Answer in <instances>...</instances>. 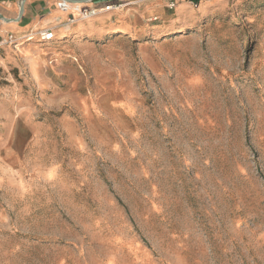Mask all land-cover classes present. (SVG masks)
Listing matches in <instances>:
<instances>
[{
  "label": "rangeland",
  "instance_id": "1",
  "mask_svg": "<svg viewBox=\"0 0 264 264\" xmlns=\"http://www.w3.org/2000/svg\"><path fill=\"white\" fill-rule=\"evenodd\" d=\"M193 9L0 48V264H264V0Z\"/></svg>",
  "mask_w": 264,
  "mask_h": 264
},
{
  "label": "crops",
  "instance_id": "2",
  "mask_svg": "<svg viewBox=\"0 0 264 264\" xmlns=\"http://www.w3.org/2000/svg\"><path fill=\"white\" fill-rule=\"evenodd\" d=\"M59 0H26L24 11L20 16L22 0H0V13L9 20L0 18V36L13 33L17 38L21 34L35 33L41 29H52L59 41H67L77 37H94L106 39L114 31L130 34H151L154 39L165 37L180 21L195 10L204 12L215 6L218 0H135L124 9H113L89 20L69 23V13L58 8ZM112 0H96L86 3L107 2ZM176 2L174 8L169 5ZM197 2V3H196ZM197 4V5H196ZM166 18L164 25H150L148 21ZM184 27V26H183ZM58 41V42H59ZM55 46V45H53Z\"/></svg>",
  "mask_w": 264,
  "mask_h": 264
},
{
  "label": "built area",
  "instance_id": "3",
  "mask_svg": "<svg viewBox=\"0 0 264 264\" xmlns=\"http://www.w3.org/2000/svg\"><path fill=\"white\" fill-rule=\"evenodd\" d=\"M134 1L135 0H112L110 1L111 3L99 2L87 5L86 3H74L66 0H59L57 5L60 10L69 13V23H76L81 20L95 18L113 9H122L125 6L132 4ZM197 1L200 2L201 0ZM175 5L176 2L172 1L169 7L174 8ZM32 35H38L42 41L46 42L52 41L56 38V34L52 29H41L32 33ZM19 39L20 38H17L13 33H9L6 37L0 36V48L12 43H18Z\"/></svg>",
  "mask_w": 264,
  "mask_h": 264
},
{
  "label": "water",
  "instance_id": "4",
  "mask_svg": "<svg viewBox=\"0 0 264 264\" xmlns=\"http://www.w3.org/2000/svg\"><path fill=\"white\" fill-rule=\"evenodd\" d=\"M25 1L26 0H22V2H21L20 16L19 17H21L23 14ZM66 1L74 2V3H88V2H92V1H96V0H66ZM0 18L4 19V20H9V19H6L1 13H0Z\"/></svg>",
  "mask_w": 264,
  "mask_h": 264
}]
</instances>
